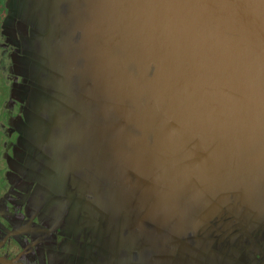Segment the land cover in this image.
Instances as JSON below:
<instances>
[{"label":"water","instance_id":"obj_1","mask_svg":"<svg viewBox=\"0 0 264 264\" xmlns=\"http://www.w3.org/2000/svg\"><path fill=\"white\" fill-rule=\"evenodd\" d=\"M7 8L42 222L90 235L102 264H243L252 233L264 245V0Z\"/></svg>","mask_w":264,"mask_h":264},{"label":"flooded vegetation","instance_id":"obj_2","mask_svg":"<svg viewBox=\"0 0 264 264\" xmlns=\"http://www.w3.org/2000/svg\"><path fill=\"white\" fill-rule=\"evenodd\" d=\"M7 14V0H0V264H102L91 250L95 243L90 235L42 222L32 210L30 199L38 183L31 184L20 172L29 150L18 143V125L28 106L12 96L15 85H28L29 80L14 72L12 55L18 48L3 32ZM258 238L252 233L244 248L253 247V256L238 261L264 264V245ZM107 264L115 262L109 258Z\"/></svg>","mask_w":264,"mask_h":264}]
</instances>
